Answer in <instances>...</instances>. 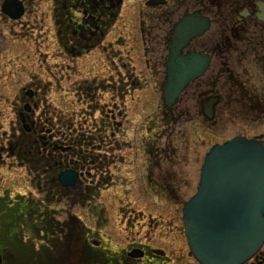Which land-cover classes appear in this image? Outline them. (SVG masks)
Wrapping results in <instances>:
<instances>
[{
    "label": "rangeland",
    "instance_id": "374dc122",
    "mask_svg": "<svg viewBox=\"0 0 264 264\" xmlns=\"http://www.w3.org/2000/svg\"><path fill=\"white\" fill-rule=\"evenodd\" d=\"M25 1L19 20L0 10V243L6 254L14 264H198L180 229V202L194 191L207 150L239 134L264 141V117L246 120L242 102L230 94L213 122L194 113L198 98L187 102L191 119L168 120L159 114L160 90L143 82L124 89L122 64L129 56L135 71L141 68V44L128 36L123 13L139 0H123L108 35L80 53L58 41L54 0ZM244 65L252 66L247 84L261 79L264 85L254 62ZM203 82L204 77L195 84ZM223 82L232 83L226 74ZM29 90L36 92L34 98L25 95ZM28 101L34 133L25 132L18 117ZM38 136L49 142L51 159L40 141L30 143ZM71 140L75 153L98 156L105 164L82 165L84 176L61 192L50 183L47 165L75 162L62 153ZM164 184L180 197L179 229H125L128 200L161 194ZM156 199L154 207H146L136 198L133 208L158 215L162 202ZM132 242L154 248L160 258L126 255Z\"/></svg>",
    "mask_w": 264,
    "mask_h": 264
},
{
    "label": "flooded vegetation",
    "instance_id": "af4514ba",
    "mask_svg": "<svg viewBox=\"0 0 264 264\" xmlns=\"http://www.w3.org/2000/svg\"><path fill=\"white\" fill-rule=\"evenodd\" d=\"M4 1L2 0L0 4V10ZM17 1L21 3L23 8L22 17L27 9V4L25 0ZM122 1L54 0V24L58 26L56 33L58 41L63 43L70 39L73 40L75 37L74 41L77 40V43L73 45L72 51L70 50L72 53H80L83 46L85 47L84 49L98 47L96 45L108 35L109 27L118 19V11ZM150 1L152 0H139L129 6L131 10L127 9L123 13V27L127 31L128 36L129 34L134 36L136 41L138 40L141 44L139 56L141 68L136 72V67L132 64L133 60L129 56H126V63L122 64L123 88L131 87L134 89L137 88L136 85L138 83L143 82L150 84L154 89L160 90L163 109L159 114L168 120L191 119V114L193 113L187 102L193 98H198L199 109L195 110L194 113L201 115L208 122H213L217 113L221 114L220 107L221 104L223 105V99L231 95L235 97L238 103L242 102L240 103L242 104L241 110L244 112L243 117L246 120L263 118L264 85L260 84L262 82L261 79H254L252 85L247 84L245 74L247 75L250 72L249 68L252 66H245L244 64L253 61V67L264 73V20L261 18L264 15V0H157L155 4H149ZM74 12L80 15L78 19L73 17ZM192 14L204 19L207 27L201 34L191 38L186 46L180 50V53L186 55L190 52H196L206 55L209 58V64L204 73L199 78L191 81L183 92L179 94L177 102L167 107L164 104L163 90L167 80V63L170 54L169 43L175 34L178 22L183 17ZM7 18L10 19L9 17ZM70 33L74 37L69 36ZM225 74L229 81L232 82L229 84L230 86L223 82ZM144 77H147L146 81H143ZM202 77H204V82L196 85L195 83ZM24 93L29 98L32 96L34 98L36 95V92L31 90ZM90 97L92 96L90 95ZM212 99H215V101L213 103L212 116L209 119L204 114L203 106ZM25 106H28V110L24 111L23 108L22 112L25 123L29 127L28 130H25L23 123H20L25 132L34 133L36 129L35 121L28 124L32 113L30 101L26 102L23 107ZM247 106L250 108L249 111L246 110ZM151 118L153 119V116ZM235 136L246 137L243 134ZM44 140L45 137L38 136L37 139L33 138L30 143L34 144L40 141L41 148L44 152L48 151L47 157L51 159L52 152L49 151V142ZM261 141L264 144V141ZM74 142L71 140V145L67 146L62 153H68V156L63 157L64 159L72 157L75 162L66 161L69 164L63 165L56 161L52 165H47L48 171H51L48 174L52 175L50 183L55 185L58 191L61 192L73 189L84 176V173L79 169L82 165L89 163L94 167L103 168L105 164L98 156L75 153L73 151V149H76L73 146ZM76 142L78 144V141ZM53 149L57 150L59 148L55 146ZM148 154V157L151 158L150 153ZM73 163H76V165H70ZM65 170L78 173L75 185L68 189L62 187L57 180L58 175ZM149 182V189H154L151 186L155 184L153 185L150 180ZM188 185L190 187V184ZM163 186L161 194L144 193L132 196L133 199L128 200L124 207L125 211H123V218L126 223L125 229H179V225H176V220L177 205L180 197L175 193L171 194L169 186L166 184ZM194 186V191L187 199L180 202L179 207L180 229L185 241L182 209L185 202L195 194L198 181ZM136 198L137 201L147 202L145 203L146 207H154L156 198H159V201L162 202V208L156 211L158 215L150 217L151 214L147 212H152V210H136L133 208V201ZM25 211L28 215V211L26 209ZM132 243L135 245L130 248V252L139 251L141 253L140 259L160 258L154 248L148 249V246L146 244L143 245L141 242ZM6 250L7 246L0 243V264H14L13 260L9 258L11 255L9 253L6 254ZM243 264H264V243Z\"/></svg>",
    "mask_w": 264,
    "mask_h": 264
},
{
    "label": "water",
    "instance_id": "95a60500",
    "mask_svg": "<svg viewBox=\"0 0 264 264\" xmlns=\"http://www.w3.org/2000/svg\"><path fill=\"white\" fill-rule=\"evenodd\" d=\"M152 0L149 4H155ZM1 12L10 19L23 13L17 0H5ZM264 20V15L261 16ZM207 27L195 14L183 17L169 43L167 80L163 90L165 106L177 102L178 96L191 81L199 78L209 58L196 52L182 55L180 50ZM212 99L203 106L212 116ZM28 110V106L24 107ZM25 123L23 113H19ZM28 130V125H24ZM2 153L0 151V163ZM76 171L65 170L57 180L73 187ZM182 221L188 249L198 264H243L264 243V144L261 140L235 136L213 145L205 154L200 168L196 193L183 207ZM129 256L137 257V253Z\"/></svg>",
    "mask_w": 264,
    "mask_h": 264
},
{
    "label": "trees",
    "instance_id": "16d2710c",
    "mask_svg": "<svg viewBox=\"0 0 264 264\" xmlns=\"http://www.w3.org/2000/svg\"><path fill=\"white\" fill-rule=\"evenodd\" d=\"M72 22H74V21L72 20ZM56 29H57V31H58V26H56ZM69 36L74 37V35H72L71 33L69 34ZM74 39H75V37H74ZM74 39H73V40L70 39V40L65 41V42H63V43H62L61 41H59V42L62 44V46H63L64 44L68 45L66 48L71 50L70 44L73 45V44H76V43H77V40L74 41ZM64 47H65V45H64ZM83 50H84V49H83ZM70 52H71V51H70Z\"/></svg>",
    "mask_w": 264,
    "mask_h": 264
}]
</instances>
